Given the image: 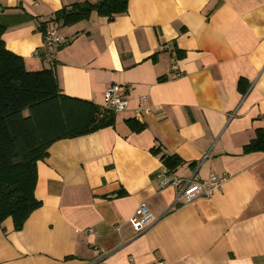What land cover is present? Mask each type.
Instances as JSON below:
<instances>
[{"label": "crops", "instance_id": "obj_1", "mask_svg": "<svg viewBox=\"0 0 264 264\" xmlns=\"http://www.w3.org/2000/svg\"><path fill=\"white\" fill-rule=\"evenodd\" d=\"M79 1L0 0L6 46L30 70L52 67L72 96L105 106L124 85L128 106L114 126L51 145L42 206L21 230L0 225V264H264V150H245L264 131V0H129L113 21L47 23L64 37L48 56L40 23ZM172 154L173 174L230 178L173 206L178 189L160 186ZM141 203L154 220L137 233Z\"/></svg>", "mask_w": 264, "mask_h": 264}, {"label": "trees", "instance_id": "obj_2", "mask_svg": "<svg viewBox=\"0 0 264 264\" xmlns=\"http://www.w3.org/2000/svg\"><path fill=\"white\" fill-rule=\"evenodd\" d=\"M129 0H88L66 5L50 20L40 23L44 35L55 21L72 25L88 19L93 11L113 21L128 11ZM33 18V16H32ZM8 22L0 19V225L11 217L15 230H21L30 215L42 206L35 194L38 162L49 156L51 145L114 126L117 114L102 104L65 93L52 67L30 70L25 58L9 50L3 39ZM162 79V78H161ZM134 131L145 123L127 119ZM246 151L264 150V131ZM158 153V148H153ZM168 173L183 163L178 154L162 156Z\"/></svg>", "mask_w": 264, "mask_h": 264}, {"label": "built area", "instance_id": "obj_3", "mask_svg": "<svg viewBox=\"0 0 264 264\" xmlns=\"http://www.w3.org/2000/svg\"><path fill=\"white\" fill-rule=\"evenodd\" d=\"M64 37L58 32L56 27H52L45 35V50L49 56L55 48L61 45ZM128 88L117 83L111 84L104 92L105 106L113 109L116 112L124 111L128 106ZM197 171H194L188 177H181L173 173H166L161 177V189L175 187L178 193L175 197L174 205L179 203L186 204L193 201L198 196H208L212 192L219 190L229 180L228 173L216 174L211 173L208 179L201 180L196 176ZM172 206V207H173ZM154 216L149 211L145 203H141L136 213L130 218V223L137 233H142ZM86 232H96V229L90 227ZM154 264H166L164 259L157 257Z\"/></svg>", "mask_w": 264, "mask_h": 264}]
</instances>
